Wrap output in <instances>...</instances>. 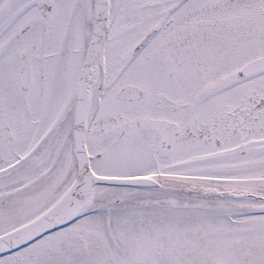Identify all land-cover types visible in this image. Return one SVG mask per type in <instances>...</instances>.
Returning <instances> with one entry per match:
<instances>
[{"label": "rangeland", "instance_id": "1", "mask_svg": "<svg viewBox=\"0 0 264 264\" xmlns=\"http://www.w3.org/2000/svg\"><path fill=\"white\" fill-rule=\"evenodd\" d=\"M48 1L56 6L58 20H64V22H61V29L63 30L69 19V6L60 5V0ZM73 1L76 4L81 3V0ZM204 1L206 0H180L179 5H174L173 0H111L105 55L106 63L113 64V66L104 77V84H107L108 88L102 93L98 103L99 111L104 112L113 109L114 105L111 104L113 99H111L110 94L112 90H116L121 84L146 85L151 80L155 81L156 78L162 79L157 81L166 82L167 86L172 83L171 67L156 69L154 65L153 69L150 68L154 62L156 65L157 63L167 62L164 56L160 58L158 54L159 41L162 38L160 36L161 32L152 37L135 54H131V51L143 35L158 23L160 16L163 14L164 19H169L171 17L175 18V15L180 14L181 11L183 15H191V24L195 25L198 19L204 21L206 13L210 11L209 8L211 7L207 3H202ZM258 1L249 0L250 3L246 4L239 2L238 11L244 15V17L239 15V20H245V25L248 24L249 29L246 32L236 30L233 32L232 35L236 36L238 40V46H236L238 48L235 47L231 50L233 53L228 54L229 59L221 58L218 52L210 51V53H207L209 59L206 61L207 65L201 69L198 65H193L191 61L183 62L181 58L177 59L179 64H176L174 61H170L172 59L166 53L169 57L168 62L176 66L173 80H176V91L178 93H182L187 97L202 95L211 84L220 77L229 74L237 66L239 67L243 61L264 52V41L259 40L264 32V29H262L264 24L254 23L251 20L264 9V2ZM67 2H70V0H67ZM23 4H26V2H23ZM19 7L9 9L0 4V11L3 10L2 13L4 14L2 26L14 17ZM194 7L197 11L188 12ZM27 9L33 11L31 17L36 20L37 9L33 5L28 6ZM247 11L252 14H245ZM56 19L57 14L54 22ZM182 20V23H185L184 19ZM86 26L85 21L83 22L82 17L80 19L79 16L71 26V41L65 43L67 55L62 61L64 68H62L63 72L57 90L52 96L53 99L49 89L46 98L40 100L36 97V85L34 87V127L37 128L40 112L46 107L45 121L42 127L47 130L49 127L54 126L49 145H59L61 143L65 148L64 156L58 152V162L66 157L70 142L68 140L70 118L65 108L70 105L74 77L82 61L80 56H83L81 55L83 40L85 41L87 37H84ZM14 28H5L2 31L0 45L16 32V27ZM37 29L38 31L41 29L39 23L32 33ZM34 35L33 39L36 37ZM14 45L15 49L19 47V44ZM59 46H61V42H59ZM225 49L228 52L229 47ZM178 54L187 56L184 51ZM114 102H116L115 99ZM19 138L18 135L17 143L20 141ZM56 140L57 144H55ZM106 146L104 145V147ZM28 147L29 145H11L10 148L12 149L7 155L6 165L15 162L20 165L19 159L26 156L25 153ZM188 156L192 155L189 153ZM182 159H186V155L177 153L176 162ZM92 161L95 169L107 174L151 173L155 170H162L214 177L235 178L238 175L242 176L240 173H232L222 169L220 171H212L211 168L209 171L205 170L204 166L202 168L201 163L198 161L194 164H188L184 161L177 164V162L174 167L170 165L168 158H159L158 163L146 159L138 165L136 161L126 165V160H122L119 164L115 163L109 166L102 164L95 157ZM42 166L37 169L34 167L31 172L24 170L14 173L11 179L0 181V191L20 187L26 188L25 186L32 182L29 174L35 177L36 174L45 171L48 167L44 164ZM62 166L61 172L65 173L70 168L68 159ZM155 166H157V169ZM59 175L62 176V174ZM43 179L44 181H40L43 182L42 185L50 184L42 187L43 191H49L45 194L47 200L49 201L53 197L56 198L64 186L63 181L56 180L52 183L50 180H46V175L43 176ZM121 193L126 194L123 197L124 200H120L121 197L119 196V200L113 198L106 205H104L105 203L99 204L98 209L82 216L76 223L54 232L46 238L50 241L63 239L66 243H70L71 239L87 237L91 231H94L97 237L103 241L97 252L84 254L86 259L79 264H264V209L259 208V205L251 207L252 204L248 203L246 199L231 201L205 198L196 194L188 197L180 195L170 197L154 191L128 193L124 190ZM118 201L123 202L118 203ZM104 221L110 223L108 228L104 225ZM84 222L96 226L95 229H91V225L83 227ZM29 262L34 264L37 260L0 259V264H29Z\"/></svg>", "mask_w": 264, "mask_h": 264}, {"label": "flooded vegetation", "instance_id": "2", "mask_svg": "<svg viewBox=\"0 0 264 264\" xmlns=\"http://www.w3.org/2000/svg\"><path fill=\"white\" fill-rule=\"evenodd\" d=\"M178 1L174 0L175 4ZM213 2L221 6L226 4L227 0H214L211 3ZM59 3L69 6L70 9L69 19L63 30L61 22L64 20L55 22L53 20L57 10L52 4V13L48 20L40 19L38 16L35 20L32 19L33 11L30 10L22 16L28 5L33 4V0H6L5 2L0 0V4H3L5 8L12 9L20 6L14 17L5 22L4 26H2L3 10L0 11V39L5 28L16 27V32L0 45V124L3 125L6 135L0 131V164L7 161L9 145H29L24 157L28 167L42 166L45 162L46 137H40L37 141L32 139L34 82H37L36 97L40 100L46 98L50 88L51 92L55 90L61 72L64 44L71 37L70 29L77 17L79 6L73 0L70 2L60 0ZM190 17L191 15L185 14L178 18L159 20L155 30L157 32L160 28H164L161 30L164 34V44H166L165 36H169L167 41L173 45L170 47L177 50L183 46L185 50L187 49L184 40L176 43L174 39L188 38L191 33ZM219 18L220 15H217L216 19L219 20ZM182 19L185 23H182ZM38 23L41 29L32 33ZM33 35L36 36L35 39ZM220 35L216 33L211 36L213 38L211 43H219ZM18 40L19 48L15 49L12 45ZM59 42L61 47L58 46L53 52L54 45ZM207 53L204 54L205 58L208 57ZM22 58L28 62L31 74L24 94L20 74ZM173 59L177 64L175 55ZM202 64L205 62L203 61ZM157 65L158 69L171 67V75H174L176 67L173 64L169 66L167 62H164ZM220 80L221 78L217 83ZM171 81L172 83L168 86L166 82L159 84L150 82L143 85L142 88L147 90L146 96L138 100H120V105H114L110 111L101 112L98 110V105L92 103L87 127L88 150L102 162L108 159L109 155L121 150L122 145L121 147L126 146L124 152H126L127 164L136 161L138 165L146 159L158 163L159 158H168L170 165L174 167L179 148L185 152L184 162L199 161L207 169L216 167L234 173H249L233 181L236 180L239 185H245V182H248L251 187H256L258 178L256 172L258 169H264V71L238 80L229 77L224 85L214 87L215 84H213L202 95L191 97L178 93L176 80L174 81L172 77ZM107 88V84H104V87L103 84L102 87L96 86L95 99L98 102ZM111 92L114 94V90ZM138 118L163 119L166 123L175 124L176 130L173 132L170 125H163L154 131L144 124L127 129L119 128L124 123ZM42 121V119L39 121L38 126L42 124ZM18 135L19 143L16 142ZM104 145L107 146L104 147ZM112 145H114L113 148ZM134 145L137 147L135 148L136 157L132 155ZM189 153L192 156H188ZM152 174L159 180L165 176L158 172ZM40 176H42L41 173L36 174L35 177ZM222 178L219 182L222 185H228L230 177L222 176ZM254 192L261 191L257 188ZM45 194V191L35 190L0 191V227L13 228L21 224L26 216L29 215L30 218L35 211L46 209L49 202ZM255 197L264 198V194H255ZM49 241V239L40 238L6 257L19 261L37 260L34 264H46L41 256L52 258L55 264L62 258L68 262L80 263L86 259L84 254L87 250L95 251L100 245V241L94 243V239L82 238L77 239L79 243L69 245H65L62 239L57 240L55 244ZM58 251L62 253L57 254ZM74 259L76 261H72ZM29 264L33 263L29 262ZM47 264L50 263L47 262Z\"/></svg>", "mask_w": 264, "mask_h": 264}, {"label": "water", "instance_id": "3", "mask_svg": "<svg viewBox=\"0 0 264 264\" xmlns=\"http://www.w3.org/2000/svg\"><path fill=\"white\" fill-rule=\"evenodd\" d=\"M41 6V5H40ZM108 0H94L93 32L89 48L82 66L76 89L73 115V138L76 156V179L65 195L48 211L32 222L13 231L0 235V255L27 245L41 235L64 226L72 221L81 209L91 186L95 183L119 185H150L147 178H110L94 175L89 167L84 146L85 119L88 108V74L93 72L91 64L102 62L104 42L108 28ZM264 68V57L247 63L234 77L244 76ZM125 90V89H124ZM124 90L119 93L124 97Z\"/></svg>", "mask_w": 264, "mask_h": 264}]
</instances>
